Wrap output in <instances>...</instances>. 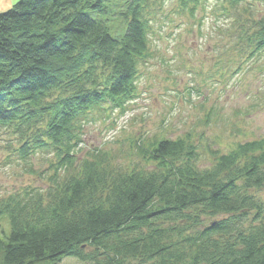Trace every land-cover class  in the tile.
I'll list each match as a JSON object with an SVG mask.
<instances>
[{"label": "trees", "instance_id": "trees-1", "mask_svg": "<svg viewBox=\"0 0 264 264\" xmlns=\"http://www.w3.org/2000/svg\"><path fill=\"white\" fill-rule=\"evenodd\" d=\"M178 1L190 17L205 3ZM164 2L20 0L0 13V133L22 159L54 157L46 190L0 199V264H264V202L251 194L264 189V139L211 151L201 170L188 134L141 137L132 166L75 154L88 115L124 112L137 96ZM216 2L241 54L232 72L264 73L248 68L264 56V0Z\"/></svg>", "mask_w": 264, "mask_h": 264}, {"label": "rangeland", "instance_id": "rangeland-1", "mask_svg": "<svg viewBox=\"0 0 264 264\" xmlns=\"http://www.w3.org/2000/svg\"><path fill=\"white\" fill-rule=\"evenodd\" d=\"M216 1L205 0L193 17L178 0H165L158 11L156 6L152 58L140 70L137 96L124 112L88 115L75 153L79 161L98 151L116 165L132 166L137 162L133 145L141 137L174 140L188 134L197 145L201 170L214 163L211 151L228 153L245 141L264 139V73L250 68L264 65V56L249 61L250 69L240 76L232 72L241 54L221 32L230 20L217 13ZM255 8L254 18L264 14L263 5ZM111 34L117 31L111 28ZM17 143L8 132L0 133V199L31 188L46 190L49 184L53 155L40 151L22 159ZM251 194L264 202V189ZM0 224L7 230L3 220ZM61 264L92 263L66 258Z\"/></svg>", "mask_w": 264, "mask_h": 264}, {"label": "crops", "instance_id": "crops-1", "mask_svg": "<svg viewBox=\"0 0 264 264\" xmlns=\"http://www.w3.org/2000/svg\"><path fill=\"white\" fill-rule=\"evenodd\" d=\"M20 0H0V13L2 11L8 10L14 5L15 3L19 2Z\"/></svg>", "mask_w": 264, "mask_h": 264}]
</instances>
